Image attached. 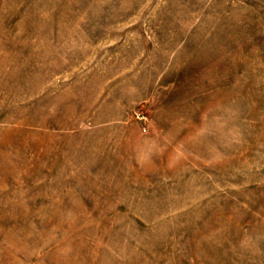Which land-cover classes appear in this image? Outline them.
<instances>
[{
    "label": "rangeland",
    "instance_id": "rangeland-1",
    "mask_svg": "<svg viewBox=\"0 0 264 264\" xmlns=\"http://www.w3.org/2000/svg\"><path fill=\"white\" fill-rule=\"evenodd\" d=\"M0 264H264V0H0Z\"/></svg>",
    "mask_w": 264,
    "mask_h": 264
}]
</instances>
